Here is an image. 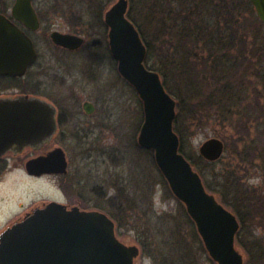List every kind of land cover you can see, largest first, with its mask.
I'll return each mask as SVG.
<instances>
[{
	"label": "rangeland",
	"instance_id": "374dc122",
	"mask_svg": "<svg viewBox=\"0 0 264 264\" xmlns=\"http://www.w3.org/2000/svg\"><path fill=\"white\" fill-rule=\"evenodd\" d=\"M56 1V7L64 10L56 17L55 0H39L38 3L43 2L41 11L50 16L49 23L56 29L64 30L73 18L68 10H80L85 14L84 19L89 20L95 10H106L117 0ZM130 9L152 48L147 56V64L158 70L163 81L166 75L173 89H184L182 78L173 75L177 72L176 63L188 59L186 56L192 55L191 50L188 47L180 50L176 42L175 47H171L170 36L164 38L163 35H156L151 26V15L147 14V0H129ZM138 10H142V14ZM247 10L250 12L244 11V14L251 15L248 32L252 34L247 39L248 47L232 48L230 54L233 64L244 62V67H247L249 63L246 80H241L244 69L236 68L238 70L234 73V77H238L235 81L236 91L240 94L245 92L242 100H236L233 107L226 108L224 112L220 105L216 112L210 109L196 113L187 108L193 102L189 95L176 91L174 97L179 103L177 115L179 112L182 115L181 135L188 154L195 157L204 141L218 137L226 145L224 155L214 167L220 181L226 180L225 176L229 174L231 183H237L234 179H240L248 185L261 187L264 186V48L260 42L264 36V22L253 7ZM55 20L60 21V27L57 28ZM242 21L245 23L244 19ZM49 23L47 26L51 25ZM75 24L76 31L81 26L83 29L89 26L83 18L78 17ZM83 29L81 31L86 32ZM91 39L94 40V37ZM175 41H178V37ZM201 48H196L199 58L191 59L204 71L208 64L211 66V61L209 51ZM75 72L77 75L73 77H61L65 81L55 78L60 80L58 93L55 90V100L65 106L67 104L62 101L65 95L75 97V102L69 105L70 111L65 113L67 121L60 126L55 139V147L61 146L66 151L68 173L62 179L48 176L39 187L18 169L3 173L0 176V233L13 219L22 215L28 205L33 202L41 205L55 198L109 215L116 223L118 237L126 244L138 247L135 264H217L209 256L185 206L172 193L153 158L152 150L138 144L144 113L137 92L117 73V80L115 76L109 77L107 81L110 85L104 86V79L90 82L84 77L81 79L78 71ZM63 88L67 93L62 92ZM87 99L95 101L97 106L91 116H86L81 109V103ZM205 112L209 115L215 113V119L210 120ZM195 113L196 117L193 118ZM250 114L260 119L249 124L252 139L248 136L249 126L246 128V118L251 119ZM220 115L227 118L219 121ZM260 131L263 135L258 139ZM255 145L262 149L257 154H254ZM226 172L228 174L224 175ZM211 178L212 174L208 172V179ZM62 182L68 183L66 187H61ZM214 195L220 200L218 194ZM247 223L242 231V239L246 241L248 249L250 247L254 252L251 241L256 240L264 250V219L252 222L249 219ZM237 245L246 264H264V256L255 253L249 255L243 246Z\"/></svg>",
	"mask_w": 264,
	"mask_h": 264
},
{
	"label": "water",
	"instance_id": "95a60500",
	"mask_svg": "<svg viewBox=\"0 0 264 264\" xmlns=\"http://www.w3.org/2000/svg\"><path fill=\"white\" fill-rule=\"evenodd\" d=\"M264 22V0H251ZM129 0H117L106 12L109 43L118 60L120 74L135 88L143 102L144 122L138 136L141 147L154 150L156 163L174 195L186 206L211 258L218 264H245L236 245L240 229L237 216L209 192L199 172L180 151L174 129L177 101L167 91L161 75L149 69L147 46L135 23L128 17ZM13 13L29 27L37 28L33 0H16ZM57 44L80 47L76 35L53 32ZM31 38L0 14V69L21 73L36 59ZM91 104L86 103L90 113ZM57 128L56 111L46 101L29 96L0 100V157L21 152L25 146L45 142ZM225 143L211 137L199 147L210 162L219 160ZM30 174H65L67 156L63 148L37 156L26 163ZM136 245H127L116 235L114 221L98 210L68 209L52 201L37 207L0 234V264H134Z\"/></svg>",
	"mask_w": 264,
	"mask_h": 264
},
{
	"label": "trees",
	"instance_id": "16d2710c",
	"mask_svg": "<svg viewBox=\"0 0 264 264\" xmlns=\"http://www.w3.org/2000/svg\"><path fill=\"white\" fill-rule=\"evenodd\" d=\"M248 7L252 8L250 0H147V14L151 15V26L156 31V35L159 37L163 35L164 38L170 36L168 39L170 40L171 47H175L177 43L176 46H179L180 50L183 51L188 47L192 52L191 56L187 54L186 57L188 59L176 63L177 72L173 75L177 78H182L185 88L178 87L177 89H173L169 84L171 80L166 75L163 81L166 89L173 96L176 91H180L191 97L193 102L188 105L187 108L189 110L198 113L202 110L208 111L211 109L216 112V110H219L218 107L222 105L224 112L226 108L233 107L236 100H242V97L245 95L244 89V93L242 94L236 91L235 81H237L236 78L238 77L235 78L234 73L238 69H244L245 72L241 73V80H246L245 75L249 63L247 67H244V62L240 64L235 62L233 64V58L230 54L232 48L240 46L244 48L248 47L247 39L249 35H252L251 32H248L251 25V15L246 16L244 14V11L250 12L247 10ZM138 13L142 14V10H138ZM128 17L138 27L148 47V55H150L152 49L150 42L145 37L144 31L138 24L131 9L128 12ZM242 19L245 20V23H243ZM176 37H178V41H175ZM262 37L260 44L262 43L261 46L264 48V36ZM244 43L245 45L243 46L242 44ZM199 47H202L201 49L205 51H209L208 56L211 66L208 64L209 67L204 71L191 59L192 57L199 58V51L196 49ZM147 62L146 60V64ZM147 67L155 70L148 64ZM232 68L234 69L232 70ZM236 68L238 69L236 70ZM178 105L179 103L177 107ZM196 113L193 115V118L196 117ZM205 113L210 120L212 118L215 119L213 117L215 113L211 115L207 112ZM181 116L179 112L175 120V130L180 134L181 138V151L200 172L207 189L214 194H218L220 201L237 215L241 225L236 237L237 244L243 246L249 255L255 253L264 256V250L256 240L251 241L254 249V252H252L250 247L248 249V245L245 244L246 241L242 239V231L247 227L246 224H248L247 221L249 219H251V222L253 220L262 221L264 219V186H251L240 179H234V182L237 183H231L229 179L232 177L229 176L228 172L224 174H228V176H225L226 180H222L223 182H221L214 168L218 161L208 162L199 154H196L194 157L185 150L184 141H182L183 136L181 135V125L183 122ZM230 117L228 118L230 119ZM250 117L251 119L246 118V121H248L246 128L249 124H252L253 120L255 122L260 121L258 117L252 114H250ZM226 118V116L220 115L218 120ZM241 119L242 117L239 120ZM247 129L248 136L251 138L250 126ZM262 135L263 133L260 131L258 139ZM253 149L255 150L254 154L262 150L260 146L256 145ZM208 172L212 174L211 179H208Z\"/></svg>",
	"mask_w": 264,
	"mask_h": 264
},
{
	"label": "flooded vegetation",
	"instance_id": "af4514ba",
	"mask_svg": "<svg viewBox=\"0 0 264 264\" xmlns=\"http://www.w3.org/2000/svg\"><path fill=\"white\" fill-rule=\"evenodd\" d=\"M38 1L39 0H33V6L38 16V26L35 29L29 27L25 22L15 17L13 7H15L16 0H0V14H5L9 21L13 22L20 31L30 37L36 48V59L29 63L26 70L23 72L16 74L13 72L6 73L0 69V100L2 101L7 98L14 99L20 96L43 99V101H46L55 109L57 122L55 133L47 138L44 143H40L36 146H25L21 149V152L8 151L1 156L0 176L6 173L7 170L18 169V172L22 175L36 182L38 184L36 185L37 187H39V184L48 176H57L59 178L65 176V174L55 175L50 173H43L40 175L38 173L30 174L26 169L28 160L39 155H45L55 149L56 135L59 132L60 126L64 125L68 118L65 113L70 111L69 105L75 102V97L71 98L69 94L65 95L62 99V101L67 104L65 106L55 100V90L58 88L57 86L60 81L55 78L64 79L62 81H65V78L61 77L65 75L73 77V75H77L75 71H78L81 79L84 77L85 80L90 82H97L104 79L102 82L104 86L110 85L107 81L109 77L115 76L116 80L118 77L124 79L119 72L118 60L113 56L109 44V26L105 22V13L107 9L95 10L94 15L89 20L84 19L85 14L80 10H68L67 12L73 18H71V21L66 25V28L61 30L56 29L49 23L48 19L50 16L47 17L46 13L41 11L43 2L38 3ZM56 2L55 0V17L64 12L63 9L56 7ZM76 17L79 19L83 18V21L88 23L89 26H87V29L84 28L86 32L81 31V29H83L82 26L79 31L75 30ZM48 23L51 25L47 26ZM55 23L56 26L58 25L57 28L61 26L59 20H55ZM77 25L79 26V24ZM45 26H47V28ZM54 31L65 35L82 37L84 42L80 47L74 49L57 44L52 37ZM91 35L94 37V40L91 39ZM79 55L80 57L76 58ZM3 59V57H0V62H3ZM31 70H33V75L31 74ZM116 73L118 77L115 75ZM64 89L65 88L62 89V92L67 93ZM58 91L57 89L56 92L58 93ZM86 103L91 104L89 107L92 109V112L89 113L86 110ZM81 109L86 116H91L97 109L96 102L91 99L84 100L81 103ZM66 184L68 183L62 182L61 187H66ZM51 200H55V198ZM65 204L68 207L73 206L70 205L69 202ZM37 205L38 204L34 202L28 205V208L25 209L22 216L33 211L34 207ZM22 216H20L18 220ZM15 219H13L9 225L18 221Z\"/></svg>",
	"mask_w": 264,
	"mask_h": 264
}]
</instances>
